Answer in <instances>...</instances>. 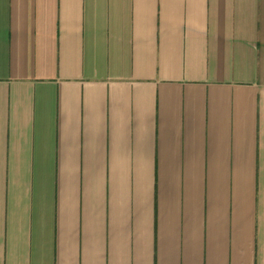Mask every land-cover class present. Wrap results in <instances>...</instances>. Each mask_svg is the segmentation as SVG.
<instances>
[{"label": "crops", "instance_id": "0c3cea01", "mask_svg": "<svg viewBox=\"0 0 264 264\" xmlns=\"http://www.w3.org/2000/svg\"><path fill=\"white\" fill-rule=\"evenodd\" d=\"M0 264H264V0H0Z\"/></svg>", "mask_w": 264, "mask_h": 264}]
</instances>
